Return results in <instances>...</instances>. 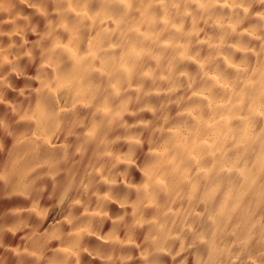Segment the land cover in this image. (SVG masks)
<instances>
[{
	"label": "clouds",
	"instance_id": "clouds-1",
	"mask_svg": "<svg viewBox=\"0 0 264 264\" xmlns=\"http://www.w3.org/2000/svg\"><path fill=\"white\" fill-rule=\"evenodd\" d=\"M0 264H264V0H0Z\"/></svg>",
	"mask_w": 264,
	"mask_h": 264
},
{
	"label": "bare ground",
	"instance_id": "bare-ground-1",
	"mask_svg": "<svg viewBox=\"0 0 264 264\" xmlns=\"http://www.w3.org/2000/svg\"><path fill=\"white\" fill-rule=\"evenodd\" d=\"M113 207H115V206H113ZM50 219H51V217H50Z\"/></svg>",
	"mask_w": 264,
	"mask_h": 264
}]
</instances>
